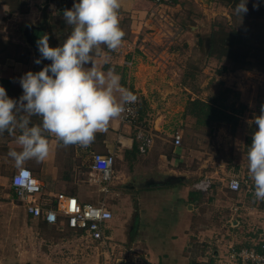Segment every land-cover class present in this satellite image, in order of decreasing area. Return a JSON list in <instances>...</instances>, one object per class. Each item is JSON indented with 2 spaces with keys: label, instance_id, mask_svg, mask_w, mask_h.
<instances>
[{
  "label": "rangeland",
  "instance_id": "1",
  "mask_svg": "<svg viewBox=\"0 0 264 264\" xmlns=\"http://www.w3.org/2000/svg\"><path fill=\"white\" fill-rule=\"evenodd\" d=\"M228 1L185 0L180 8L173 7L176 3H171L170 7L154 6L152 9L158 10L151 16V22L141 29L140 42L131 54L137 58V78L124 74L122 66L118 72L114 69L122 77L121 84L129 85L130 91L139 99L135 125L146 128L154 137L150 150V163L156 167L153 173L183 176V181L175 185L152 191L138 190L137 208L143 235L150 236L158 231L161 235L181 236L186 219L190 220L192 216V203L185 207L184 201L179 200L180 195L186 192V187L191 191L194 183L209 178L213 186L208 193L194 192L196 202L193 203L195 211L202 216L203 232L207 231L214 240L237 235L242 241L237 245L263 240L264 201L256 200L250 193L254 185L248 176L247 152L252 144V133L257 130L253 119L260 115L261 105H264V78L238 74L234 63L211 56L210 50L213 32L220 28L229 33L238 32L249 42L248 46L256 43L264 48V4L257 1L259 8L254 9L253 4L257 2H252V6L247 2L248 12L240 19ZM45 8L40 0H0V79L10 81L8 87L6 83H0V86L6 89L10 98L18 99L22 95L21 76L28 71L38 72L51 63L49 60H42L40 64L34 62L40 53L31 43L28 27L42 28L44 19H49L56 25L53 31L58 35L54 38L57 46L71 31L63 16L54 15L50 10L53 8ZM59 8L57 5L56 9ZM131 21L128 18L127 24ZM49 45L54 47L50 42ZM260 72L264 73V70ZM227 89L232 91L225 96L228 106L240 108V104H244L247 107L236 129L223 124L197 126L195 119L188 115L190 100L222 101V93ZM235 92L239 93L238 98H235ZM32 123H40V118L32 117ZM177 132L182 136V142L175 149L173 142ZM18 134L17 131L0 135V264H122L125 256L129 262L136 259L127 255L124 246L128 238L126 234L130 233V238L133 233L130 226L134 220L125 230L111 229L113 237L118 232L121 236L113 239L117 244L111 248L115 255L105 259L104 252L108 249H95L94 245H86L89 246L86 248L66 239L69 237L67 232L54 226L40 229L34 219L26 216L10 186L16 167L7 154L10 150H19L13 143ZM115 176L110 182L116 179ZM166 177L159 178L165 180ZM231 178L241 181V190L237 193L228 189ZM128 183L122 178L119 184L123 195L130 192ZM242 205L245 208L235 209V206ZM118 208L115 218L127 220L129 211L135 218L131 205L123 202ZM198 245L193 249L200 253L202 244ZM203 249L206 250V246Z\"/></svg>",
  "mask_w": 264,
  "mask_h": 264
},
{
  "label": "clouds",
  "instance_id": "2",
  "mask_svg": "<svg viewBox=\"0 0 264 264\" xmlns=\"http://www.w3.org/2000/svg\"><path fill=\"white\" fill-rule=\"evenodd\" d=\"M247 2L240 0L233 9L240 19L248 12ZM120 8L121 0H75L63 10L71 29L63 43L50 47L46 33L36 41L40 57L34 62L51 63L19 78L23 92L18 99L10 98L0 86V135L19 132L15 137L19 150L7 154L21 171L17 185L25 183L27 161L40 163L49 156V136L64 146H87L121 115L125 105L137 102L138 97L121 84V75L113 68L102 71L94 59L103 56L105 49L116 51L122 46ZM253 8L258 9L259 2ZM32 117H39L40 123L33 124ZM253 123L257 130L247 152L248 176L255 199L264 201V105Z\"/></svg>",
  "mask_w": 264,
  "mask_h": 264
},
{
  "label": "crops",
  "instance_id": "3",
  "mask_svg": "<svg viewBox=\"0 0 264 264\" xmlns=\"http://www.w3.org/2000/svg\"><path fill=\"white\" fill-rule=\"evenodd\" d=\"M74 2L75 0H54L53 10H50L54 15L62 16L63 10L66 8L70 9V5L72 6ZM184 2L185 0H173L172 3H176V6L173 7L178 8L179 6L180 8L181 4L183 5ZM57 5L60 6L58 10L56 9ZM169 5L172 4L162 6L170 7ZM154 6L158 7L159 5L153 0H121L119 19L120 27L125 33L122 46L116 51L107 50L104 51L105 54L103 56L95 57V63L98 68L105 72H107L109 68H113L117 69L118 72L119 66H122L124 74L135 76V78H137L139 74V71L135 69L137 58L134 54L133 56L131 54L134 52L133 48L137 47V43L140 42L141 29L145 24L147 25L151 22V16L156 14V10H158L152 9ZM150 7L151 9L148 10ZM55 9L57 11H55ZM128 18L132 20L129 22V25L127 24ZM28 29H30L29 38L34 34L38 39L41 36V32H45L44 25L42 28L30 25ZM31 43L35 45L34 40L32 39ZM106 62L108 64L111 63L113 66H104ZM234 70L238 74L244 76H257L261 77V79L264 78V73L260 72L259 69ZM124 87L129 89V85ZM139 128L141 127L135 124L123 123L119 116L110 121L106 131L98 132L95 135V139L90 147L81 145L64 146L59 143L55 137L49 136L50 153L47 159L40 163H37L35 160H29L24 165V167L30 169L36 178L42 183L44 187V198H51L58 193H65L77 197L79 201L84 204L96 206L104 205L110 209L113 213V219L108 223V227L105 231L107 238L106 245L98 246V243H92L88 239L81 237L79 233L67 229L64 221L59 222L56 225H49L42 219H34L26 213L24 206L20 203L24 213L27 214L26 216H29L30 219H34V221L40 226V229H47L54 226L59 228L62 232H67L69 237L66 239H71L86 248L89 247L86 245H94L95 249H108L107 252H104L105 259L115 255L114 250L111 248L112 245L116 247L117 244L113 242V239H120L121 236V233L118 232L117 235L113 237L111 235V229L125 230L127 225L134 220L132 223L133 226H130V230L132 228L131 231H133V233L130 238V233L129 235L126 234L128 238L126 241L127 243L124 246L127 255L129 254L136 259H130L129 262V258L125 256L124 261L128 264H241L230 256L232 248L237 249V247L243 245H237L241 238H238V236L235 235L227 239L217 237V239L214 240L210 237L207 231L203 232L201 228L202 224H200L202 216L197 210L195 211V204L193 203L196 202L194 200V192L198 194L203 193L196 190L194 187L191 191L186 187V192L183 193L182 196L180 195L179 200L184 201L185 207L192 203L190 208L192 216L189 218L190 220L186 219V223L183 226L184 231L181 236L161 235L158 231H154L150 236L143 235V231L141 230V215L137 208L138 196H136V194L138 195L137 192L141 188L143 189H141L142 191H152L156 188L165 187L152 186L149 185V182L161 181L162 179L159 178L160 176L166 177L172 175V173L166 172L161 174L163 173L161 172L158 173L159 175L155 172L153 173L155 164L153 162L150 163L152 160L150 150L154 145V137L152 146L147 149L145 153H141V142L137 140L136 136ZM142 129L145 128L143 127ZM147 131L149 132V130ZM13 143L15 144L16 142L13 141ZM177 148L178 147H175V149ZM95 153L104 156L112 155L114 157L113 175L116 174V179L112 182H101L99 180V174L92 170L91 166L93 163V155ZM17 170L18 169L16 168L14 173ZM122 178H124V182H129L127 186H130V192L125 195L122 194V190L119 187ZM128 178L132 181H129ZM134 186L139 187L132 189ZM120 196L122 197L120 198ZM15 197L17 199L16 192ZM111 198H115L114 201L110 202L108 200ZM123 202L133 207V212L135 213L134 219L131 217L132 211H129V217L127 220L122 221L120 218H115V211L119 209V205H123ZM235 207V209L238 210L239 208H245V205ZM233 222H235V220H233ZM262 235L263 240L261 242L264 241V234ZM239 236L241 235L239 234ZM112 242L114 244H112ZM198 244H202L200 253H197L193 249H196V247L199 246ZM203 245L206 246V250L203 249ZM116 261L123 262L121 259H116ZM125 262L122 264H126Z\"/></svg>",
  "mask_w": 264,
  "mask_h": 264
},
{
  "label": "built area",
  "instance_id": "4",
  "mask_svg": "<svg viewBox=\"0 0 264 264\" xmlns=\"http://www.w3.org/2000/svg\"><path fill=\"white\" fill-rule=\"evenodd\" d=\"M157 5H168L173 0H153ZM43 6L54 7V0H40ZM264 84V80H263ZM139 99L134 104L125 105V110L121 113L120 118L123 123L135 124L137 119ZM137 140L141 142L140 152L145 153L153 144V135L145 129L139 128ZM182 136L177 132L174 136L173 145L180 147ZM92 145H87L90 147ZM114 157L112 155L104 156L98 153L93 155L92 170L100 176L101 182L109 183L113 178ZM21 175L18 169L10 179V185L16 192L18 201L24 206L26 213L34 219H42L49 225H56L64 221L67 229L79 233L81 237L88 239L97 245H106L105 231L108 223L113 219V213L106 206H96L84 204L75 196L65 193H58L54 197L44 198V187L36 178L32 171L24 167L25 183L17 185L16 177ZM213 186L209 178H203L193 187L203 194L208 193ZM228 189L232 192L241 190V181L231 178L228 182ZM105 190V189H103ZM253 195L254 189L250 190ZM254 196V195H253ZM263 251L254 248L234 249L230 251L232 259L239 261L241 264H264V245Z\"/></svg>",
  "mask_w": 264,
  "mask_h": 264
},
{
  "label": "trees",
  "instance_id": "5",
  "mask_svg": "<svg viewBox=\"0 0 264 264\" xmlns=\"http://www.w3.org/2000/svg\"><path fill=\"white\" fill-rule=\"evenodd\" d=\"M260 1L264 4V0H248V2H257ZM240 0H230L229 4H232L234 8L236 4H238ZM48 8V6H44V8ZM45 8V9H46ZM63 16V15H62ZM44 27L45 32H41V36L45 33L49 36V42L51 45L56 47V41L54 38L57 37L55 32L56 25L53 22H49V19H44ZM63 33V31H61ZM59 37L62 39L61 33ZM64 38V37H63ZM58 42V41H57ZM211 56H217L218 58H226L229 59L232 63L236 65L234 69H259L264 70V48L258 46L256 43L249 44L248 41L244 40L242 36L238 34L236 31L228 32L225 28H220V30L213 32L212 43H211ZM241 48L244 50L242 51ZM9 80L0 79V83H6V87L9 86ZM232 91L227 89L226 92L222 93V97L220 100L222 101H203L201 99H192L188 105V115L192 116L197 126L202 127H211L214 124H223L230 126L233 130L236 129L237 124L239 122L240 116L246 110V105L240 104V108L235 106H228L225 102L226 94H230ZM239 97V93L235 92V98ZM138 110L140 108V104H138ZM146 129V128H145ZM147 130V129H146ZM136 150V149H135ZM263 242L241 245L237 247V249L247 248V249H256L258 251H263L262 246ZM212 264V263H210Z\"/></svg>",
  "mask_w": 264,
  "mask_h": 264
},
{
  "label": "water",
  "instance_id": "6",
  "mask_svg": "<svg viewBox=\"0 0 264 264\" xmlns=\"http://www.w3.org/2000/svg\"><path fill=\"white\" fill-rule=\"evenodd\" d=\"M30 30V29H28ZM211 42V40H210ZM200 45H202V39H200L199 42ZM210 47V45H209ZM183 181V176H176V175H169L165 178V180H161V181H155V182H149V185L152 186H168V185H175L178 183H181Z\"/></svg>",
  "mask_w": 264,
  "mask_h": 264
},
{
  "label": "flooded vegetation",
  "instance_id": "7",
  "mask_svg": "<svg viewBox=\"0 0 264 264\" xmlns=\"http://www.w3.org/2000/svg\"><path fill=\"white\" fill-rule=\"evenodd\" d=\"M30 39L34 40V44L36 45L37 36L33 35L30 37ZM36 47H37V45H36Z\"/></svg>",
  "mask_w": 264,
  "mask_h": 264
}]
</instances>
